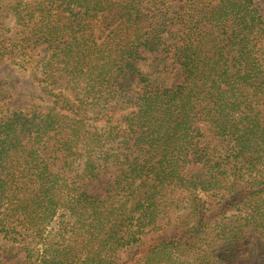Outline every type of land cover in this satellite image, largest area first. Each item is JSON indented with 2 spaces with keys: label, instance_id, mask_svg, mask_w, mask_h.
Segmentation results:
<instances>
[{
  "label": "trees",
  "instance_id": "1",
  "mask_svg": "<svg viewBox=\"0 0 264 264\" xmlns=\"http://www.w3.org/2000/svg\"><path fill=\"white\" fill-rule=\"evenodd\" d=\"M7 66L0 264H264V0H0Z\"/></svg>",
  "mask_w": 264,
  "mask_h": 264
},
{
  "label": "rangeland",
  "instance_id": "2",
  "mask_svg": "<svg viewBox=\"0 0 264 264\" xmlns=\"http://www.w3.org/2000/svg\"><path fill=\"white\" fill-rule=\"evenodd\" d=\"M16 71L17 70H15L14 67L10 66L4 67L0 70V79L1 81H3L2 84H0V87L7 91V94L8 92H11L10 90L12 89H14L17 93L16 96L12 98V100L14 101L12 107H16L19 103V105H25V103L21 104L24 98V95H21V93L27 91L24 88L30 84L29 80L22 78L21 75H19ZM7 100L8 98L4 97L1 99V102H6ZM249 249H251V247Z\"/></svg>",
  "mask_w": 264,
  "mask_h": 264
}]
</instances>
